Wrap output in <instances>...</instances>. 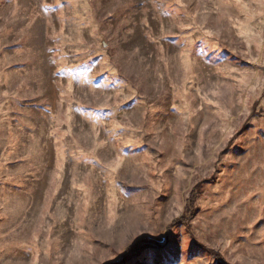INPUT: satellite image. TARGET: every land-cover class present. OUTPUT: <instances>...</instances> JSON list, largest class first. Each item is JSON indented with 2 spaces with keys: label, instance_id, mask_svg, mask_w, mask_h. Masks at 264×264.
Instances as JSON below:
<instances>
[{
  "label": "rangeland",
  "instance_id": "rangeland-1",
  "mask_svg": "<svg viewBox=\"0 0 264 264\" xmlns=\"http://www.w3.org/2000/svg\"><path fill=\"white\" fill-rule=\"evenodd\" d=\"M0 264H264V0H0Z\"/></svg>",
  "mask_w": 264,
  "mask_h": 264
}]
</instances>
